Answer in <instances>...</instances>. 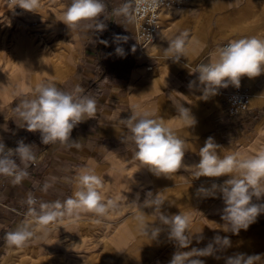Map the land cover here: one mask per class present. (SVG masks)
<instances>
[{
	"label": "crops",
	"instance_id": "crops-1",
	"mask_svg": "<svg viewBox=\"0 0 264 264\" xmlns=\"http://www.w3.org/2000/svg\"><path fill=\"white\" fill-rule=\"evenodd\" d=\"M124 2L105 0L109 11ZM70 3L71 0H41L36 13H32L19 7L13 10L6 2L5 15L14 21L21 19L18 30L23 33L21 42L0 43V52L4 53L0 59V143L7 148L17 147L20 140L35 144L38 160L29 167V176L21 184L0 176V264H170L177 248L168 239L167 226L161 225L159 237L152 241L138 231L133 219L140 210L128 206L133 202L143 204L149 191L154 196L161 193L165 214L183 212L193 216L194 238L186 251L205 248L217 235L230 239V248L217 252L219 258L202 257L204 264H225L226 258L235 253L264 256V214L239 235L225 232L222 196L218 193L216 198H205L197 194L201 186L223 184L228 177L195 179L183 168L172 179L156 177L133 161V152L121 142L126 129L118 123L119 117L128 118L137 104L165 119L188 142L183 161L188 166L199 163V150L209 137L222 147V155L255 154L264 148V74L242 78L241 87L250 94V110L230 117L224 103L234 87L221 89L219 95L203 100L198 73H191L197 65L208 63L217 47L231 40L264 38V0H190L183 9L162 12L164 29L159 41L145 47L136 43V23H124L122 17L108 15L107 28L102 33L70 30L61 22ZM33 17L57 25L49 31L53 36L49 46L41 44L37 50V60H31L27 40ZM185 30L193 42L187 58L177 64L163 55V49ZM45 34L44 28L38 29V39ZM115 36L129 39L117 44ZM118 46L124 49L123 57L115 52ZM47 80L67 91L80 84L84 94L97 101L96 118L82 122L72 132V139L81 144L79 150L59 144L43 145L40 133L19 127L23 121L12 112L23 96L31 95L37 84ZM193 81L195 86L190 89ZM171 96L191 110L197 120L193 128L173 119L178 109ZM89 160L106 182L105 197L119 198L120 212L109 215L101 224H96L89 213L75 224L57 225L46 239L20 248L6 245V232L16 229L25 219L28 194L45 203L63 202L75 190L76 171ZM52 177L56 178L54 182ZM45 181L53 183L47 192L41 191ZM253 203L264 204V198H253ZM143 211L151 215L154 210ZM146 220L159 224L155 216Z\"/></svg>",
	"mask_w": 264,
	"mask_h": 264
},
{
	"label": "clouds",
	"instance_id": "clouds-1",
	"mask_svg": "<svg viewBox=\"0 0 264 264\" xmlns=\"http://www.w3.org/2000/svg\"><path fill=\"white\" fill-rule=\"evenodd\" d=\"M6 2L13 10L19 7L36 13L41 0ZM164 3L165 0H125L109 11L105 0H71L63 12L61 22L70 30H88L97 34L106 30L108 15L122 17L127 24L137 23L142 14L155 11ZM128 39L127 36H115L114 42L127 43ZM192 42L193 38L185 30L169 41V47L163 49V55L179 64L182 58L186 59L189 55ZM100 43L107 44V41L101 40ZM132 51L135 52V47ZM115 52L121 57L125 55L124 49L119 46ZM210 57L208 63L197 65L191 71L193 74L198 73L199 83L203 86L200 99L203 100L219 95L221 89L230 86L239 89L243 77L252 79L264 74V38L251 36L231 40L217 47ZM194 86L195 81L190 82L189 88ZM173 102L178 109V115L173 119L189 129L193 128L197 120L191 110L178 101ZM130 111L128 118L119 117L118 120L119 125L126 129L121 142L133 152V161L139 162V167L147 168L156 177L170 179L182 168L195 179L228 177L223 184L213 183L211 187L201 186L197 189V194L205 198H216L218 193L222 196L225 207L221 219L225 222V232L239 235L241 230H247L257 221L258 216L264 214V204L253 203V198H264V148L255 154L236 152L222 155V147L214 138L209 137L199 150V163L188 166L183 163L185 153L189 150L188 142L168 126V121L156 117L153 112L138 104L133 105ZM12 112L23 121V126L19 127L30 133H40L43 145L59 144L79 150L81 144L72 139V132L82 122L96 118L98 107L94 98L84 94L80 84L67 91L47 80L37 84L31 95L23 96L17 106L12 108ZM36 148L35 144H27L23 140L18 141L15 148H7L4 143H0V176L10 178L13 184H21L29 176V167L38 160L34 150ZM55 180V177L51 178L52 182ZM73 180L75 190L63 202H41L29 193L25 219L16 229L6 232V245L20 248L36 240L46 239L57 225L75 224L89 213L96 224H101L109 215L120 212L121 205L117 203L119 198L105 197L106 182L96 173L91 160L76 171ZM52 182L45 181L41 191L47 192L52 188ZM164 205L161 193L154 196L149 191L143 204L133 202L128 206L140 210L133 219L137 222L138 231L152 241L159 237L162 231L160 226H167L168 239L177 248L170 264H204L202 257L216 256L217 252L231 247L229 238L217 235L205 248L186 251L193 243V216L183 212L167 215L162 210ZM145 208L154 211L147 215L143 211ZM148 216H155L159 224L148 223ZM37 232L40 234L37 235ZM225 264H264V256L235 253L226 258Z\"/></svg>",
	"mask_w": 264,
	"mask_h": 264
},
{
	"label": "built area",
	"instance_id": "built-area-1",
	"mask_svg": "<svg viewBox=\"0 0 264 264\" xmlns=\"http://www.w3.org/2000/svg\"><path fill=\"white\" fill-rule=\"evenodd\" d=\"M189 3L190 0H165L162 7L155 9V11L142 14L136 23V43L144 47L147 45H155L164 29L161 24L162 12L183 9ZM224 107L230 117L248 112L250 110L249 92L243 87L239 89L234 88L233 92L226 99Z\"/></svg>",
	"mask_w": 264,
	"mask_h": 264
},
{
	"label": "rangeland",
	"instance_id": "rangeland-1",
	"mask_svg": "<svg viewBox=\"0 0 264 264\" xmlns=\"http://www.w3.org/2000/svg\"><path fill=\"white\" fill-rule=\"evenodd\" d=\"M6 6H7L6 0H0V43H11L12 41L15 43L17 40L21 42V38H22L21 34L23 32L18 29L22 27L23 22L21 19L14 21L12 18L6 16L4 13ZM41 22H44V21H42L41 19L39 21L37 17L36 18L33 17L29 20V36L27 37L28 39L27 38L26 39L29 41V45H30L31 60H37V54H38L37 50L40 47H42L41 44H45L47 47L49 46L50 41L53 39V36L49 34V31L50 29H53L55 28V26H57L55 25V23H51L48 20H46L44 23H41ZM38 24H40L39 27H38ZM13 25H15V27L12 29L11 26L13 27ZM39 28L40 29L44 28L46 34L42 37H39L38 39L37 31ZM38 40L41 43L38 42ZM3 57H4V53L0 52V59H2ZM224 106H225V103H224Z\"/></svg>",
	"mask_w": 264,
	"mask_h": 264
},
{
	"label": "bare ground",
	"instance_id": "bare-ground-1",
	"mask_svg": "<svg viewBox=\"0 0 264 264\" xmlns=\"http://www.w3.org/2000/svg\"><path fill=\"white\" fill-rule=\"evenodd\" d=\"M143 51V50H142Z\"/></svg>",
	"mask_w": 264,
	"mask_h": 264
}]
</instances>
